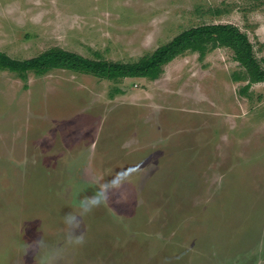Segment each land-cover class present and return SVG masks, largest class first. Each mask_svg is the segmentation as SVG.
<instances>
[{
    "label": "rangeland",
    "instance_id": "rangeland-1",
    "mask_svg": "<svg viewBox=\"0 0 264 264\" xmlns=\"http://www.w3.org/2000/svg\"><path fill=\"white\" fill-rule=\"evenodd\" d=\"M205 24L239 27L264 69V0H0V52L133 63ZM238 75L227 47L156 79L0 68V264L63 246V216L130 166L131 202L85 217L57 264H264V82Z\"/></svg>",
    "mask_w": 264,
    "mask_h": 264
},
{
    "label": "trees",
    "instance_id": "trees-1",
    "mask_svg": "<svg viewBox=\"0 0 264 264\" xmlns=\"http://www.w3.org/2000/svg\"><path fill=\"white\" fill-rule=\"evenodd\" d=\"M220 47L233 50L234 59L245 68L247 89L253 83L264 82V69L255 56L252 42L245 32L233 24H205L192 27L158 47L150 55L133 63L95 60L62 48H51L25 60L13 59L0 52V68L17 73L23 80H27L30 72L44 75L54 69H65L111 80L132 76L156 79L162 73L163 67L179 55L194 51L205 56L210 48ZM236 77L243 79L244 75Z\"/></svg>",
    "mask_w": 264,
    "mask_h": 264
},
{
    "label": "clouds",
    "instance_id": "clouds-1",
    "mask_svg": "<svg viewBox=\"0 0 264 264\" xmlns=\"http://www.w3.org/2000/svg\"><path fill=\"white\" fill-rule=\"evenodd\" d=\"M137 178V170L132 166L112 173L103 180L91 196L79 200L75 205L76 211L68 212L63 216L62 222L65 227L63 246L51 245L43 238L31 243L23 242L24 256L32 252L35 254V264H57L66 249L83 246L86 242L82 230V222L85 217L104 205L111 203L120 205L131 202L134 195L133 182ZM182 259V255L176 257V260Z\"/></svg>",
    "mask_w": 264,
    "mask_h": 264
}]
</instances>
